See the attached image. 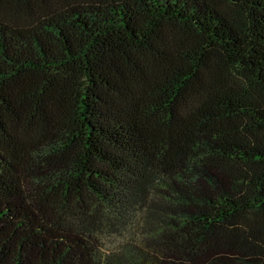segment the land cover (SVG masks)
I'll list each match as a JSON object with an SVG mask.
<instances>
[{
  "label": "trees",
  "instance_id": "trees-1",
  "mask_svg": "<svg viewBox=\"0 0 264 264\" xmlns=\"http://www.w3.org/2000/svg\"><path fill=\"white\" fill-rule=\"evenodd\" d=\"M0 264H264V0H0Z\"/></svg>",
  "mask_w": 264,
  "mask_h": 264
},
{
  "label": "rangeland",
  "instance_id": "rangeland-1",
  "mask_svg": "<svg viewBox=\"0 0 264 264\" xmlns=\"http://www.w3.org/2000/svg\"><path fill=\"white\" fill-rule=\"evenodd\" d=\"M138 227H127L117 232L99 231L98 235L102 242V251L106 255H115L119 253L126 243H134L135 238L138 237Z\"/></svg>",
  "mask_w": 264,
  "mask_h": 264
}]
</instances>
